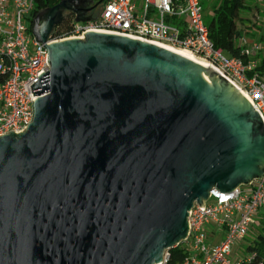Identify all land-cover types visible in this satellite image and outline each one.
Here are the masks:
<instances>
[{
  "label": "water",
  "instance_id": "obj_1",
  "mask_svg": "<svg viewBox=\"0 0 264 264\" xmlns=\"http://www.w3.org/2000/svg\"><path fill=\"white\" fill-rule=\"evenodd\" d=\"M92 3L32 19L50 83L31 86L48 93L27 129L0 136V264H156L195 202L264 174V122L213 67L108 32L46 44Z\"/></svg>",
  "mask_w": 264,
  "mask_h": 264
},
{
  "label": "built area",
  "instance_id": "obj_2",
  "mask_svg": "<svg viewBox=\"0 0 264 264\" xmlns=\"http://www.w3.org/2000/svg\"><path fill=\"white\" fill-rule=\"evenodd\" d=\"M34 7L35 0H0V136L25 131L34 118V99L48 93L34 95L31 88L47 71L50 83L51 70L48 49L31 31ZM204 13L202 0H105L88 21L69 13L71 33L52 34L46 44L103 31L189 49L246 96L264 122V70L256 69L264 44L242 35L238 44L246 58L229 57L211 39ZM188 220L186 238L174 246L187 248V254L174 264H264V256L247 247L264 226V174L231 191L214 188L204 206L194 203ZM169 251L156 264H173Z\"/></svg>",
  "mask_w": 264,
  "mask_h": 264
},
{
  "label": "trees",
  "instance_id": "obj_3",
  "mask_svg": "<svg viewBox=\"0 0 264 264\" xmlns=\"http://www.w3.org/2000/svg\"><path fill=\"white\" fill-rule=\"evenodd\" d=\"M59 2L60 0H35L32 18H34L41 9L53 7ZM93 3H95L94 0ZM248 7L246 0H221L219 5H214L213 18L208 24L210 37L215 45L221 47L229 57L246 58L241 53L242 48L238 44V39L243 35V31L239 27L240 20L243 19L241 14L242 11L248 9ZM96 16H93L92 18ZM70 20L71 15H67L65 21L56 26L53 32V37L69 35L72 27ZM256 69L263 71L264 62L257 66ZM247 247L249 250H254L259 257L264 256V226L262 232L258 233L255 242L249 244ZM186 251L187 248L181 246L171 248L169 251L170 262L174 264L182 261L187 254Z\"/></svg>",
  "mask_w": 264,
  "mask_h": 264
},
{
  "label": "rangeland",
  "instance_id": "obj_4",
  "mask_svg": "<svg viewBox=\"0 0 264 264\" xmlns=\"http://www.w3.org/2000/svg\"><path fill=\"white\" fill-rule=\"evenodd\" d=\"M221 0H202L205 8V22L209 24L213 18L214 5H219ZM248 9L242 11V20H240L239 27L243 31V36L249 42L260 41L264 43V2L263 0H246ZM33 19V18H31ZM30 22L32 24V21ZM255 230L251 231L250 235L253 236ZM252 239L249 237L244 242H250Z\"/></svg>",
  "mask_w": 264,
  "mask_h": 264
},
{
  "label": "bare ground",
  "instance_id": "obj_5",
  "mask_svg": "<svg viewBox=\"0 0 264 264\" xmlns=\"http://www.w3.org/2000/svg\"><path fill=\"white\" fill-rule=\"evenodd\" d=\"M99 32H103V31H99ZM155 44L162 46V47H165V48H168L170 50H173L174 52H177V53L201 64L202 66L212 67L211 63H209L207 60L198 56L197 54H195L194 52H192L189 49L181 48V47H177V46H172V45H168V44H162V43H155Z\"/></svg>",
  "mask_w": 264,
  "mask_h": 264
},
{
  "label": "flooded vegetation",
  "instance_id": "obj_6",
  "mask_svg": "<svg viewBox=\"0 0 264 264\" xmlns=\"http://www.w3.org/2000/svg\"><path fill=\"white\" fill-rule=\"evenodd\" d=\"M88 7H90L91 9L88 11L87 14L91 15L92 17L96 16L100 12V5L96 1H95V3L90 4ZM63 15H64V20L62 22H64L66 17H67V15H69L68 11H65ZM55 28H56V26H55ZM55 28H54V30H55Z\"/></svg>",
  "mask_w": 264,
  "mask_h": 264
},
{
  "label": "crops",
  "instance_id": "obj_7",
  "mask_svg": "<svg viewBox=\"0 0 264 264\" xmlns=\"http://www.w3.org/2000/svg\"><path fill=\"white\" fill-rule=\"evenodd\" d=\"M259 55L260 56H259V58H257V61H258V64L261 65L264 62V50Z\"/></svg>",
  "mask_w": 264,
  "mask_h": 264
}]
</instances>
